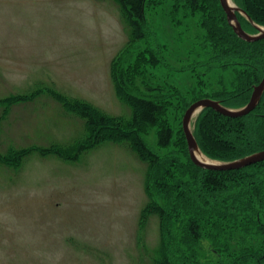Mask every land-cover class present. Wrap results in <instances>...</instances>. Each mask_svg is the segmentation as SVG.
<instances>
[{"label": "rangeland", "instance_id": "rangeland-1", "mask_svg": "<svg viewBox=\"0 0 264 264\" xmlns=\"http://www.w3.org/2000/svg\"><path fill=\"white\" fill-rule=\"evenodd\" d=\"M147 12L151 41L136 44L143 53L125 85L143 97L175 98L189 71L170 80L177 73L155 48V14ZM164 26L160 38L169 47L178 37L168 21ZM128 29L118 0H0V264H158L160 249L185 231L181 217L171 224L153 210L164 197L150 162L128 142L95 138L87 120L61 101H80L109 118L131 115L113 77L116 66L129 75L124 60L138 53L131 45L116 59ZM167 60L173 70L184 67L172 54ZM181 111L170 99L156 124L134 129L167 166L190 159ZM163 126L173 130L168 145L159 142ZM223 134L209 131L210 141ZM209 231L193 248H204L200 263H229L213 250Z\"/></svg>", "mask_w": 264, "mask_h": 264}, {"label": "trees", "instance_id": "trees-1", "mask_svg": "<svg viewBox=\"0 0 264 264\" xmlns=\"http://www.w3.org/2000/svg\"><path fill=\"white\" fill-rule=\"evenodd\" d=\"M118 1L129 26V42L116 59L131 45L133 50H138L133 60H124L129 75L123 74L117 66L113 70L118 93L130 106L131 115L109 118L73 99H62L63 105L70 106L87 120L95 138L105 137L132 144L141 158L158 171L156 175L161 177L163 189L160 187V190H163L164 202L158 206L155 204L153 210L168 223L172 224L175 218L181 217L186 224L180 237L171 238L168 247L165 245L160 249L164 257L159 258V251L158 264H174L168 253L177 255L185 264H201L198 258L200 253H205L204 248L201 249L200 244V253L194 252L193 248L202 242L203 231L209 230L208 238L216 245L213 250L229 255L227 264H264V160L230 170L206 169L196 165L191 158L180 163L176 159L167 166L161 164L160 158L134 130L141 124H156L170 99H177L181 113L200 98H212L232 108L244 106L254 85L264 77V37L252 41L240 37L229 23L220 0ZM234 2L254 23L264 25L263 6L255 0ZM150 7L154 10L153 21L157 27L153 36L155 48L166 53V64L179 75H171L170 80H178L180 75H184L183 71H189L185 73L188 82L183 81L184 78L178 80L175 98L143 97L125 85V77L136 71V62L143 53L142 47L136 44L151 41L153 31L147 12ZM238 17L248 32L259 31L242 14L238 13ZM167 21L178 37L169 47L160 38ZM173 47L176 54L171 52ZM170 54L179 59L183 69L173 70L171 61L167 60ZM151 55L156 57L153 50ZM125 128L130 131H125ZM209 131H223L224 134L212 142ZM194 135L206 155L224 162L264 150V93L256 108L242 116H228L212 108H204L196 119ZM172 138V128L161 127L160 144L168 145Z\"/></svg>", "mask_w": 264, "mask_h": 264}, {"label": "water", "instance_id": "water-1", "mask_svg": "<svg viewBox=\"0 0 264 264\" xmlns=\"http://www.w3.org/2000/svg\"><path fill=\"white\" fill-rule=\"evenodd\" d=\"M220 3L227 15L229 23L232 25L234 31L240 37L249 41L264 37V26H260L259 24L254 23L239 6L235 5L233 2H231V0H220ZM238 13L245 15L253 25L259 28V32L257 34H252L245 30L238 17ZM263 93L264 77L258 84L254 85L249 101L240 108L227 107L220 101L214 100L212 98H200L190 104L183 115L182 125L188 143V151L191 160L200 167L219 170L240 169L263 161L264 150L254 152L232 161L217 162L212 159H207L206 155L201 151V148L199 147V144L191 127L192 120L195 114L201 112L204 108H212L228 116H242L248 114L256 108L263 96Z\"/></svg>", "mask_w": 264, "mask_h": 264}, {"label": "bare ground", "instance_id": "bare-ground-1", "mask_svg": "<svg viewBox=\"0 0 264 264\" xmlns=\"http://www.w3.org/2000/svg\"><path fill=\"white\" fill-rule=\"evenodd\" d=\"M232 2V1H231ZM207 159H209V158H207Z\"/></svg>", "mask_w": 264, "mask_h": 264}]
</instances>
